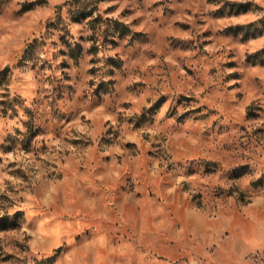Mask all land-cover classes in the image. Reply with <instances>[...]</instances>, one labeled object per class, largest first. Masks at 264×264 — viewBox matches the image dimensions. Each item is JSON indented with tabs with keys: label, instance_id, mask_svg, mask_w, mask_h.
I'll list each match as a JSON object with an SVG mask.
<instances>
[{
	"label": "rangeland",
	"instance_id": "374dc122",
	"mask_svg": "<svg viewBox=\"0 0 264 264\" xmlns=\"http://www.w3.org/2000/svg\"><path fill=\"white\" fill-rule=\"evenodd\" d=\"M33 57L62 73L48 77L54 101L78 87L91 99L41 124L25 108L27 134L0 129V218L18 223L0 230V264L264 262L259 247L237 259L264 240V175L247 179L259 158L232 166L243 190L216 181L225 153L264 143V0H0V87ZM169 96L186 110L162 135L147 114ZM14 102L0 100V122L18 116ZM196 160L203 170L183 166Z\"/></svg>",
	"mask_w": 264,
	"mask_h": 264
},
{
	"label": "clouds",
	"instance_id": "9594fccd",
	"mask_svg": "<svg viewBox=\"0 0 264 264\" xmlns=\"http://www.w3.org/2000/svg\"><path fill=\"white\" fill-rule=\"evenodd\" d=\"M106 4L101 5V11H103V8L106 7ZM65 12H67V9H65ZM41 56H50L49 53H40ZM4 63H8L7 56L4 57L3 60ZM59 61H56L55 63H58ZM36 63V57H33L31 60L25 61V64L27 67H17L14 68V75H13V83L9 85L7 88L0 87V100L7 99L12 100L13 97L19 95L21 97V103L17 104L14 102V107L18 110V116L15 119H12L10 121H3L0 122V129H2L5 125L11 127L15 126L21 130L22 134H27V128L24 124V121L28 120L29 117L25 112V108H32L37 111L38 119L36 121L37 124H41L44 122L45 119H48L52 116V107L55 106L56 108L62 110V111H70L72 109H82L86 108L90 102L91 97L87 99H81L82 93L84 91L83 87H78L77 91L72 94V99H68V94H65L64 99L62 100H53L52 95L50 93L52 92V85L48 82V77L51 76L54 80L60 79L63 80V76L61 71L56 70L53 68L51 71H41L39 70V67L33 69L32 64ZM74 71V70H73ZM105 79L107 80L108 77L103 75V71L96 77L97 80L99 79ZM35 89H39V91H36ZM164 91L163 88H157L152 92H149L148 94L152 97L153 102L155 101V98L160 95V93ZM8 92L9 95L5 96L4 93ZM107 103V101H106ZM2 107V105H0ZM172 109V112L169 111V109ZM186 109L177 103V100L173 96H169L164 102H162V106L157 108L156 110L149 112L147 114V119L149 121H155V127H157L158 131L161 132V134H164V128L170 127L172 125H175L177 123L176 117L182 116L183 112ZM12 109H9V112H11ZM174 113V115H173ZM127 115V113H126ZM198 114L196 113H189L188 116H183L184 121H190L192 119H195ZM217 117H212V119H216ZM54 122V121H53ZM253 125L252 127H254ZM67 134V133H66ZM46 137H42L36 141L37 145L40 143H43ZM255 139V138H254ZM261 141H264V136H262ZM247 143V141H245ZM253 148H255V143L252 145ZM259 158L260 168L259 170L252 169L254 172V175L248 176L247 179H257L261 175H264V143L261 144L260 148L253 154L244 156L242 155V150L240 153H225L223 159L220 160V164L217 166V172H216V181L218 184L223 185L225 190H227L229 187L233 188V191H236V186H239L241 190L246 186V182L242 181H232L229 180V176L232 175L231 168L234 164L241 163L244 160H253V157ZM255 163L256 161L253 160ZM207 162L203 160H196V161H188L186 164H184V167L191 166L193 169H199L203 170L206 166ZM42 176L41 172L35 173L31 183L33 186L37 185L40 182V178ZM35 191V187L32 189ZM29 189L25 188V191L22 193L23 195L28 194ZM225 196H227V191H225ZM17 204L16 207H29L30 210L34 212L39 213H45L51 211V209L48 207L49 201L45 198L41 197L40 199H36L33 197L32 199L28 200L25 204L19 203L18 196L16 197ZM35 206L34 208L32 206ZM15 209H9V211H14ZM0 214H2V209H0ZM251 243V242H249ZM256 247H259L261 249L260 255L264 256V240L257 243L255 247H247L245 246L243 249V252L239 255L237 258L238 261L243 260V255L246 252H255ZM152 249H149V252H151ZM148 256V252H144L140 255L139 260L140 264H151L150 260L145 261L144 257ZM247 264V262H245ZM261 264H264V262H261Z\"/></svg>",
	"mask_w": 264,
	"mask_h": 264
},
{
	"label": "trees",
	"instance_id": "16d2710c",
	"mask_svg": "<svg viewBox=\"0 0 264 264\" xmlns=\"http://www.w3.org/2000/svg\"><path fill=\"white\" fill-rule=\"evenodd\" d=\"M35 3H36V1L26 3V4L23 6V8H24V9L31 8ZM80 14H81V15H78V16L76 17L77 20L81 19L82 17L87 16L86 14H88V13H86L85 11H82ZM241 27H242V25H239V26L237 27V29L235 28V29H234L235 32L238 30V28H241ZM81 48H82L81 45H79V52L76 53V54L74 55L76 58L79 56L80 51H81ZM252 56H256V55H251V58H252ZM253 60H256V57H253ZM17 226H18V223H17L15 220L10 221V220H8V219H6V218H0V230L11 229V228H15V227H17ZM58 250H59V249H58Z\"/></svg>",
	"mask_w": 264,
	"mask_h": 264
}]
</instances>
